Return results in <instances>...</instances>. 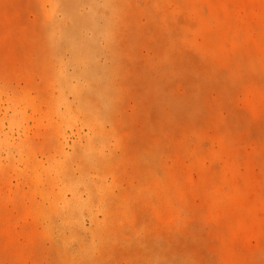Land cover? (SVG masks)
I'll list each match as a JSON object with an SVG mask.
<instances>
[{
    "label": "rangeland",
    "instance_id": "rangeland-1",
    "mask_svg": "<svg viewBox=\"0 0 264 264\" xmlns=\"http://www.w3.org/2000/svg\"><path fill=\"white\" fill-rule=\"evenodd\" d=\"M0 264H264V0H0Z\"/></svg>",
    "mask_w": 264,
    "mask_h": 264
}]
</instances>
